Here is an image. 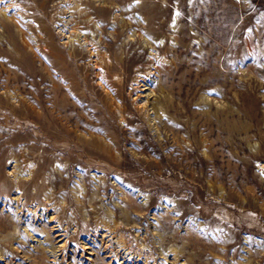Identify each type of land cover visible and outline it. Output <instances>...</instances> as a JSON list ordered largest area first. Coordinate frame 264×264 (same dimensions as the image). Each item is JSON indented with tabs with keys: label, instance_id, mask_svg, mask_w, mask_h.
Wrapping results in <instances>:
<instances>
[{
	"label": "rangeland",
	"instance_id": "rangeland-1",
	"mask_svg": "<svg viewBox=\"0 0 264 264\" xmlns=\"http://www.w3.org/2000/svg\"><path fill=\"white\" fill-rule=\"evenodd\" d=\"M126 263L264 264V0L0 2V264Z\"/></svg>",
	"mask_w": 264,
	"mask_h": 264
},
{
	"label": "bare ground",
	"instance_id": "bare-ground-1",
	"mask_svg": "<svg viewBox=\"0 0 264 264\" xmlns=\"http://www.w3.org/2000/svg\"><path fill=\"white\" fill-rule=\"evenodd\" d=\"M166 60V59H165ZM156 61V60H155ZM166 62V61H165ZM158 63V62H157ZM158 67H159V65H158ZM145 81V80H144ZM55 88V87H54ZM53 92V91H52ZM55 93V92H54ZM60 98V96L58 97V99ZM63 98V97H62ZM53 100V99H52ZM56 100V99H55ZM57 101V100H56ZM61 103H63V102H61ZM136 103V102H135ZM54 104V103H53ZM52 104V105H53ZM141 104V103H140ZM144 104V103H143ZM146 105V104H145ZM50 106V108H51V104L49 105ZM54 106V105H53ZM140 106V105H139ZM48 107V106H47ZM64 107V106H63ZM141 107V106H140ZM54 108V107H53ZM137 108V107H136ZM145 108V107H144ZM72 109V108H71ZM138 109V108H137ZM55 110V109H54ZM141 110V109H140ZM145 110V109H144ZM154 110H156V109H154ZM29 111V110H28ZM48 111V110H47ZM146 113H147V111H145ZM144 112V113H145ZM155 113H156V111H154ZM75 113V112H74ZM145 113V114H146ZM31 114V113H30ZM49 114V113H48ZM58 114V113H57ZM147 115V114H146ZM46 116V115H45ZM60 116V115H59ZM64 117V116H63ZM79 117V116H78ZM42 118V117H41ZM59 118V117H58ZM67 118V117H66ZM69 119V118H68ZM57 120V119H56ZM59 120V119H58ZM62 121L64 120V118L63 119H61ZM61 121V122H62ZM60 122V123H61ZM68 122V121H67ZM66 124V123H65ZM61 125V124H60ZM82 125V124H81ZM133 131V130H132ZM131 131V132H132ZM75 132V131H74ZM137 132H138V130H137ZM131 134V133H130ZM135 134V133H134ZM133 135V134H132ZM136 135V134H135ZM92 137V136H91ZM107 139H110V138H108V136L106 137ZM111 140V139H110ZM83 141V140H82ZM89 144V143H88ZM115 144V143H114ZM98 147V146H97ZM93 148V147H92ZM105 150V149H104ZM191 151V150H190ZM183 154V153H182ZM189 154V153H188ZM185 157H186V155H185ZM189 157V156H188ZM165 159V158H164ZM166 160V159H165ZM15 175V174H14ZM15 178H16V176H15ZM17 180V179H16ZM17 185V184H16ZM18 191H19V189H18ZM17 199V198H16ZM129 263V262H128ZM135 263V262H134ZM127 264V263H126ZM138 264V263H137ZM144 264V263H143Z\"/></svg>",
	"mask_w": 264,
	"mask_h": 264
},
{
	"label": "snow or ice",
	"instance_id": "snow-or-ice-1",
	"mask_svg": "<svg viewBox=\"0 0 264 264\" xmlns=\"http://www.w3.org/2000/svg\"><path fill=\"white\" fill-rule=\"evenodd\" d=\"M0 2H2V0H0Z\"/></svg>",
	"mask_w": 264,
	"mask_h": 264
}]
</instances>
